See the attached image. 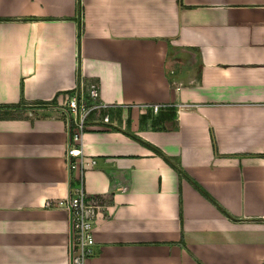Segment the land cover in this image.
<instances>
[{
    "label": "crops",
    "instance_id": "0c3cea01",
    "mask_svg": "<svg viewBox=\"0 0 264 264\" xmlns=\"http://www.w3.org/2000/svg\"><path fill=\"white\" fill-rule=\"evenodd\" d=\"M92 83L111 124L82 138L86 264H264V0H0V113L23 112L0 118V264L71 263L45 205L79 174L40 104Z\"/></svg>",
    "mask_w": 264,
    "mask_h": 264
},
{
    "label": "built area",
    "instance_id": "2783aa9c",
    "mask_svg": "<svg viewBox=\"0 0 264 264\" xmlns=\"http://www.w3.org/2000/svg\"><path fill=\"white\" fill-rule=\"evenodd\" d=\"M99 98V86L92 83L85 94L74 90L53 100L52 104L41 107L62 115L67 131L66 170L70 176L74 173L79 174L77 179L72 181L74 187L68 198L45 205L48 209L69 210L71 264H86L93 256L94 229L97 215L103 207L101 200L88 196L83 187V174L93 168L96 161L83 154L82 138L89 128H101L111 124L107 113L110 106L103 104ZM162 107L152 106L151 109L157 113Z\"/></svg>",
    "mask_w": 264,
    "mask_h": 264
},
{
    "label": "trees",
    "instance_id": "16d2710c",
    "mask_svg": "<svg viewBox=\"0 0 264 264\" xmlns=\"http://www.w3.org/2000/svg\"><path fill=\"white\" fill-rule=\"evenodd\" d=\"M79 27L81 28V26L79 25ZM25 104H28V103H24V102H22V105H25ZM49 104H52V102L51 103H49ZM33 105V104H32ZM43 105H46V104H40V106H43ZM16 110H5V111H3V112H1L0 113V118H14V117H18V116H22L23 115V112L22 111H19V109L18 108H15ZM160 112H165V113H163V114H168V116H170V117H175V110H174V108H168V107H166V108H164V110L162 111V110H160L159 112H158V116H160ZM169 112V113H168ZM160 113V114H159ZM169 114H171V115H169ZM144 145H146V144H144ZM148 145H146V147H147ZM150 149H152L153 151H154V153L156 154V155H158V156H160L167 164H169L174 170H176V172L180 175V176H182V177H184L188 182H190V184L192 185V187L201 195V196H203L206 200H208L212 205H214L217 209H218V211L221 213V214H223L225 217H227L228 219H231L216 203H215V201L206 193V192H204L201 188H200V186H198V184H196L195 182H193L191 179H189L180 169H178V168H176V167H174L172 164H171V162H170V160L168 159V158H166L160 151H158L157 149H155V148H152L151 146H148Z\"/></svg>",
    "mask_w": 264,
    "mask_h": 264
},
{
    "label": "water",
    "instance_id": "95a60500",
    "mask_svg": "<svg viewBox=\"0 0 264 264\" xmlns=\"http://www.w3.org/2000/svg\"><path fill=\"white\" fill-rule=\"evenodd\" d=\"M71 257H72V247L70 246V262H71Z\"/></svg>",
    "mask_w": 264,
    "mask_h": 264
}]
</instances>
